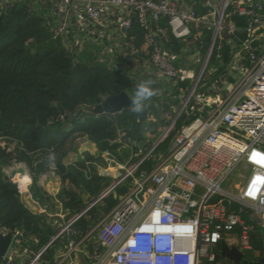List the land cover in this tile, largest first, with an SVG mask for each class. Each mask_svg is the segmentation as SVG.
I'll use <instances>...</instances> for the list:
<instances>
[{"label": "built area", "instance_id": "1", "mask_svg": "<svg viewBox=\"0 0 264 264\" xmlns=\"http://www.w3.org/2000/svg\"><path fill=\"white\" fill-rule=\"evenodd\" d=\"M54 1L66 10L81 7L86 19L94 25H102L113 10L116 13L123 10L116 29L126 48L130 45L129 32L135 18L143 31V46L155 80L163 85L162 92L177 85L180 70L166 49L168 35L158 26L160 20H168L170 33L180 41L192 36L193 27H213L215 45L220 34L237 31L233 25L225 24L226 10L232 7L233 14L248 17L246 30L250 37L241 45L249 68L234 88L207 91L208 96L204 97L196 94L195 85L182 100L181 109L176 107L174 116L167 115L172 117L160 140L145 154L141 150L134 154L141 156L138 163L133 160L124 163L111 152H103L105 166L101 176L112 177L117 171L107 190L111 193L120 189L124 194L115 192L119 203L91 228L75 227L84 211L67 220L66 212L57 217L59 231L50 245L56 240L66 242L60 244L55 264H201L203 259L218 264L222 242L236 247L246 260L261 263L264 255L255 246V240L264 242V37L261 39L257 33L264 32V0H221L220 11L214 9L213 0H208L213 10L205 16H198L181 0ZM212 16H218L216 21H210ZM104 54H100V64L121 71L137 84L140 82L136 66L120 65ZM131 58L138 62V56ZM195 94L197 102L192 106ZM195 112L198 116L178 131L167 154L154 156L156 147L176 123ZM115 131L113 143L122 144V149L140 148L141 142L126 139L127 132L122 127L116 126ZM148 159L154 162L152 168L139 170ZM241 165L246 167L247 175L239 194L233 196L222 184ZM19 191L22 195L20 184ZM220 197L237 203L239 208L229 210ZM47 214L45 207L37 212L39 216ZM246 214L249 220L243 217ZM255 225L259 234H255ZM27 243L22 231L12 233L2 263L43 264L41 255L47 246L34 253ZM250 254L254 259L247 258Z\"/></svg>", "mask_w": 264, "mask_h": 264}, {"label": "trees", "instance_id": "2", "mask_svg": "<svg viewBox=\"0 0 264 264\" xmlns=\"http://www.w3.org/2000/svg\"><path fill=\"white\" fill-rule=\"evenodd\" d=\"M34 1L12 0L7 4L0 0V232L22 231L34 253L47 246L41 255L43 264H55V250L60 242L65 243L66 240H56L50 245L59 231L58 227L47 215L39 216L28 209L21 199L18 185L7 177L5 170L13 163L26 164L33 178L31 193L34 200L41 205H49L51 197L39 185V176L53 168L63 185L58 200L68 218L78 215L112 185L110 178L101 176L97 171L98 166H105L103 152H111L120 161L127 156L128 152L122 149V144L113 143L116 126L127 132L126 139L144 142L142 150L135 147L133 151L139 153L141 150L142 155L145 154L163 135L156 134L157 129L165 125V115L170 113L174 116V109L183 100L181 91H190L191 86L188 81L178 82L171 93L162 92L163 85L157 83L155 77H149L145 82H151L156 95L144 102L143 112L136 113L130 109L116 115L95 113V108L107 97L123 91H136L138 84L121 71L77 58L63 46L60 37H55L48 6L34 4ZM181 1L192 7L198 16H205L211 10L207 6L208 0ZM213 1L219 3L221 0ZM233 10L232 7L226 10L229 17L225 23L233 25L237 31L222 39L217 38L210 61L219 63L220 68L211 81L205 77V83L209 81L212 84L225 74L232 60L230 42L241 46L250 38L246 30L248 17L233 14ZM158 26L167 31L166 49L169 53H180L182 44L170 33L168 20H160ZM197 32L201 34L196 38L195 45L206 55L213 41L214 28L193 27L191 40ZM142 34L134 18L129 32L133 46L143 44ZM254 45L258 46V43ZM246 63L249 65L247 59ZM202 90L207 94V88ZM197 116L195 112L185 120L182 117L158 144L153 155L167 154L178 131ZM166 125L169 122L166 121ZM148 132L156 135L154 142L147 140ZM76 133L96 144L99 156L86 152L82 159L66 166L62 161L65 155L61 151ZM50 153L54 155V162L51 163L47 159ZM140 160L136 157L133 163ZM153 163L150 159L145 160L139 170L151 169ZM115 192L117 195L124 194L120 189ZM115 192L105 195L91 207L75 222V227L83 230L91 228L110 214L119 203ZM83 196L87 197L86 200ZM220 199L229 210L239 208L229 199ZM243 217L249 220L247 214ZM255 229V234H259V227L255 225ZM255 246L263 256V240L256 239ZM247 258L251 260L254 256L250 254ZM217 260L218 264H233L222 258L221 251H218ZM0 264H3L2 258ZM201 264L210 263L203 259Z\"/></svg>", "mask_w": 264, "mask_h": 264}, {"label": "crops", "instance_id": "3", "mask_svg": "<svg viewBox=\"0 0 264 264\" xmlns=\"http://www.w3.org/2000/svg\"><path fill=\"white\" fill-rule=\"evenodd\" d=\"M33 3L34 4L41 3L42 6H48L47 7L48 15H50V18H51L50 24L54 31L55 37H60L63 46L67 48L68 50H70L72 53L75 52L74 54H78L83 51L82 47L92 46L93 47L92 50L95 49L97 51L93 57L95 63L99 62V59L101 58L100 54L101 52H104L105 53L104 55H106V58L113 57L114 59L117 60L118 63H120V65L130 64L131 67L133 68L136 66L134 70H136L135 71L137 74L136 77L140 79V83H144L146 79L149 77H155L156 79V74L154 70L151 68V66L149 65L148 52L146 48L143 46V44L140 47H135L133 46V42L130 41V45L126 48L124 47V44L121 42V39L119 38L117 29H116L117 21L121 18V16H123V13H124L123 10H118L117 13L114 12L113 10V14L106 15V17L104 18L102 22V25L101 24L94 25V24H91L86 19V17L84 16L82 12L81 7L79 6H76L72 8L71 10H66L60 3L55 2L54 0H35ZM213 4H214V9L219 10L220 2L216 3L214 1ZM207 6L210 7L208 4ZM216 18H217L216 16L214 17L212 16V18H210V21L212 20L211 22H213L216 20ZM226 25H231V24H226ZM200 34L201 33L197 32V35L194 36V39L192 41L194 42V44L192 43L193 44L192 49H196L199 53L201 52L196 47L195 42L197 41L196 38H198ZM226 35L227 34L225 35L222 34L223 37H225ZM259 35L261 39L264 37L263 30L257 33V36ZM192 36L189 37L188 39H191ZM67 42L69 43V45L71 44L72 46L70 45L68 47ZM179 42L182 44V51L177 54L171 53L172 56H174L177 59L179 55H182L187 50L186 43L180 40ZM80 43L83 44V46L79 47L78 45ZM212 44H213V41H212ZM212 44L209 50H211ZM234 45L236 48L238 47L241 48V46H237L235 43ZM189 46H191V44H189ZM213 48H212V51H213ZM231 48L234 49L232 44H231ZM132 55L138 56V62L131 58ZM165 117H167V115H165ZM74 136L79 139L82 138L84 141L81 142V144L79 145H75V146L74 144L71 145L69 152L67 153V155L63 157V160H62L63 164H65L66 166L73 165L78 160L82 159L83 157L82 155L86 152H88L94 157L99 156V150L96 144L91 142L87 137H83L79 135V133L74 134L71 138H73ZM124 150H126L128 153H127L126 158L122 162L124 163L129 162L130 160L132 161L134 158H136L134 157V154H137V153H134L132 148H124ZM17 164H22L26 166L28 171L24 172L23 171L24 169L23 170L19 169L20 167ZM8 168H11L12 170L11 175L13 176V177L9 176V179L17 185L19 183L22 187V190H24L21 195V199L25 203V205L28 207V209L34 214H37V212L42 207H45L48 210L47 216L51 219V221H53L54 226H57L59 229V225L56 224L55 221L57 217H59L65 212L63 204L58 200V194L62 190L63 185H62L60 177L55 173L54 169L51 168L50 171L40 174L39 176V185L43 187L44 191L51 197V204L41 205L39 202L34 200L33 195L31 193V185H32L33 178H32L31 172L28 169L27 165L24 163H13ZM102 170H104L103 167L98 166L97 171L100 175L101 173H103ZM116 172H114L113 175L116 176L117 175ZM25 177H27L29 181L26 183L25 187L23 188L22 181L18 180V178L21 179ZM60 244L62 243L60 242ZM60 246L61 245H59L55 250L54 259L59 254V252H61L59 250ZM222 264H225V263H222Z\"/></svg>", "mask_w": 264, "mask_h": 264}, {"label": "rangeland", "instance_id": "4", "mask_svg": "<svg viewBox=\"0 0 264 264\" xmlns=\"http://www.w3.org/2000/svg\"><path fill=\"white\" fill-rule=\"evenodd\" d=\"M3 1H4L3 3H5V0H3ZM221 9H222V6H220L219 11ZM219 11H218V13H219ZM198 28L199 27H197V28L195 27V29H198ZM220 37L223 38V36L221 34H220L219 38ZM192 41H193V39L192 40L187 39L186 41H183L186 43L187 50L182 55H179L178 59L173 57V60L175 62L176 67L180 70V79L178 82L188 81L190 83V86H191L190 91H181V93L183 95L182 96L183 100L189 96L192 88L195 85H197V88H196L197 93L196 94L205 95L204 97L208 96V94L203 92L202 89H204V88H207V91H209V92H213L214 90L220 89V88L222 90H225V91H230L240 81V78L247 72L249 67H248L247 63H245L246 62L245 53L242 51V49L240 47L236 48L234 43L231 42V44L234 47V49H232L231 63L226 68L225 74L221 75L219 78L216 79V81H214L212 84H210L209 81H211L214 78L213 75L220 68V66L218 65L219 63H212L210 61L211 60V56H210V58L206 64V69H205L204 73L201 75V71H202V68L205 64L207 54L204 55L202 53H199L196 49H192L193 44H194V42H192ZM189 44H191V46H189ZM262 44H264V40H263ZM70 45L67 42V46L69 47ZM78 46L79 47L83 46V44L80 43ZM92 48H93L92 46H84V47H82L83 51L78 53V54H75V55L77 58H80L85 62L95 63L93 57L97 51L95 49L92 50ZM205 77L209 79V81L206 83L204 82ZM139 84H141V83L139 82L138 85ZM170 90L172 91L173 89H170ZM171 91H169V93H171ZM128 94L133 99L134 95H135V90L128 92ZM196 94L194 96L192 106H195V104L197 102V100L195 99ZM202 99H204V98H202ZM182 105H183V102L180 103L178 109H181ZM200 105H202V104H200ZM167 115H170V113ZM170 117H172V116L166 117V119L164 120L165 125H163V127H161V128L159 127L157 129L156 135H158L159 133L163 134L165 132V130L167 128L166 121L170 122V120H169ZM149 130H151V129H149ZM156 135L148 132L147 140L150 142H154L153 140L155 139ZM83 141L84 140L82 138L79 139V138L74 136L73 138H71L68 141L67 145L61 151V153H63L64 155H67V153L69 152V149L71 148V145H73V144H74V146L79 145ZM131 164H132V162H131ZM17 165L20 167L19 169H22V170L24 169L23 170L24 172L28 171L26 166L25 167H24V165L21 166L22 164H17ZM11 172H12L11 168H7L5 170V173H6L8 178H9V176H12ZM246 175H247V169L244 165H241L222 184V188L224 190H226L227 192H230L229 193L230 195L237 196L240 192L239 189L242 187V185L244 183ZM114 177H115V175H113L112 177H107V178H110L113 180ZM18 186H19V183H18ZM235 186H238L239 188H236ZM20 187H21V185H20ZM24 200H25V198H24ZM68 217H69V215L67 214L65 219L66 220L69 219ZM59 220L60 219L56 218V221L60 222ZM222 263L223 262H221V264Z\"/></svg>", "mask_w": 264, "mask_h": 264}, {"label": "water", "instance_id": "5", "mask_svg": "<svg viewBox=\"0 0 264 264\" xmlns=\"http://www.w3.org/2000/svg\"><path fill=\"white\" fill-rule=\"evenodd\" d=\"M216 35V34H215ZM214 42L212 44L211 50H209L207 54V58L205 61V64L202 68L201 75L204 73L206 69V64L211 56L212 48H213ZM131 101L132 97L128 94V92L123 91L118 95L109 96L107 97L101 105L95 108V113L98 114H107V115H115L122 113L123 111L130 110L131 109ZM144 147V142H141L140 149L142 150ZM110 192V189L104 192L95 202L90 204L85 210L84 213L87 212L91 207H93L97 202H99L105 195H107ZM86 196H83V199L86 200ZM12 242V233L3 234L0 232V258H3ZM221 256L224 259H227L228 261L232 262L233 264H256L249 260H246L244 257V254L240 252L236 247H229L226 242H222L221 244ZM264 264V258L261 260V263Z\"/></svg>", "mask_w": 264, "mask_h": 264}, {"label": "clouds", "instance_id": "6", "mask_svg": "<svg viewBox=\"0 0 264 264\" xmlns=\"http://www.w3.org/2000/svg\"><path fill=\"white\" fill-rule=\"evenodd\" d=\"M154 95H156V91L151 87L150 81L139 84L131 101L132 111L136 113L143 112L144 102L150 100ZM47 159L50 163L54 162V155L50 153Z\"/></svg>", "mask_w": 264, "mask_h": 264}, {"label": "bare ground", "instance_id": "7", "mask_svg": "<svg viewBox=\"0 0 264 264\" xmlns=\"http://www.w3.org/2000/svg\"><path fill=\"white\" fill-rule=\"evenodd\" d=\"M21 166H23V165H21ZM25 167V166H24ZM16 175H18V174H16ZM18 180H21L22 181V186H23V188L25 187V185H26V183L29 181V179H27V177H25V178H21V179H19L18 178ZM30 186V185H29ZM36 210V209H35Z\"/></svg>", "mask_w": 264, "mask_h": 264}]
</instances>
